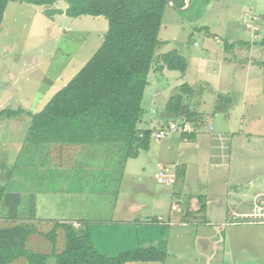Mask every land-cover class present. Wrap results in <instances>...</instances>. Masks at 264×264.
Instances as JSON below:
<instances>
[{
    "label": "rangeland",
    "instance_id": "obj_1",
    "mask_svg": "<svg viewBox=\"0 0 264 264\" xmlns=\"http://www.w3.org/2000/svg\"><path fill=\"white\" fill-rule=\"evenodd\" d=\"M172 1L163 10L153 64L176 50L187 67L184 73L154 67L149 72L137 123L152 132L148 150L124 160L121 136L95 132L70 164L59 163L49 151L55 142L28 139L31 119L21 112L0 119V185L20 196L23 219L44 217L37 222L41 230L63 220L87 231L107 256L147 246L164 254L160 261L126 264H264V222L232 219L228 211L236 208L228 199L218 207L220 219L214 218L207 191L217 170L222 183L241 192L259 190L263 195L254 202L264 199V44L256 43L264 38V0ZM67 7L66 0L7 3L0 24V110L39 111L100 46L108 20L69 16ZM253 14L258 31L245 26ZM182 84L192 90L180 93L181 106L188 104L192 119L202 118L196 141L178 132L157 139L156 131L181 119L165 107ZM228 111L233 118L224 127L220 120ZM210 124L228 136L224 166L215 169L204 143L213 135ZM164 167L176 183L165 185L156 177ZM196 196L203 209H192ZM175 198L179 211L171 210ZM132 201L139 204L133 207ZM1 216L0 211L5 225ZM152 216L163 220L151 222Z\"/></svg>",
    "mask_w": 264,
    "mask_h": 264
},
{
    "label": "trees",
    "instance_id": "obj_2",
    "mask_svg": "<svg viewBox=\"0 0 264 264\" xmlns=\"http://www.w3.org/2000/svg\"><path fill=\"white\" fill-rule=\"evenodd\" d=\"M9 1L39 5L56 0H0V24ZM66 1L68 7L64 12L69 16L88 14L104 16L108 20V29L100 46L39 111L2 109L0 119L26 112L31 119L28 139L55 142L50 145L49 151L59 163L70 164L78 146L89 143L95 132L121 136L124 160L136 158L140 150L149 148L152 136L150 129L137 128L151 68L184 73L187 67L185 58L176 50L160 54L153 64L167 2ZM256 43L264 44V38ZM178 89L168 99L165 108L169 113L181 114L192 120L190 110L184 112V105L181 106L180 94L190 92L192 88L182 84ZM19 203L17 193H9L5 185H0V211L2 220L6 222L0 225V264H13L18 260H25L28 264H47L49 258L54 259V264H126L160 261L164 256L155 246L135 247L107 256L97 250L87 231L77 229L70 222L53 221L47 231L41 230L37 222L20 216L23 209L20 210ZM203 208L200 206V209Z\"/></svg>",
    "mask_w": 264,
    "mask_h": 264
},
{
    "label": "crops",
    "instance_id": "obj_3",
    "mask_svg": "<svg viewBox=\"0 0 264 264\" xmlns=\"http://www.w3.org/2000/svg\"><path fill=\"white\" fill-rule=\"evenodd\" d=\"M218 37H219L218 34L214 35V39L216 40V42L217 43H221V41L218 40ZM152 70L155 71V68L152 69ZM144 92H145V90H144ZM218 100H219V98H218ZM231 100H232L231 98L228 99V103H230ZM230 106L231 105H229V108H228L229 110H230ZM188 109H189V106H188ZM221 109L222 108L215 109V110H217L215 112H220ZM223 118L224 119H222L220 121H221L222 125L225 127V125L230 124V122H231V120L233 118V115L231 113H229V111H228L227 115L225 117H223ZM201 119L200 120H198V119L188 120L186 118V116L181 115V119L179 120V123L184 120L188 124L187 128H189V131H186V132H183V133H179L180 138H183L184 140H186L188 138V139H191L193 141H196V133L200 129ZM241 120H243V119H241ZM138 129H147V128H138ZM211 131H212L213 135L211 137H209V135H208V137H209L208 141L209 142H207L205 140L204 143H205L206 147L208 148L206 151L208 152V154L210 156V159H214L213 161L209 162L208 165L214 167V169H215V168H219L221 166H224L223 165V161L227 157V153L226 152L229 149L228 136L224 132L219 131V130L218 131L215 130V132H214V127L210 124V125H208V132H211ZM230 133H231V131H230ZM183 134H187V135H183ZM74 158H76V156ZM241 168L242 167L239 166V170ZM181 171H182V173H183L182 175L184 177L185 174H186V168L184 167L183 169H181ZM218 172L219 171L214 170V174H211L210 177L208 178V182H210V185L207 188V191H208V193L211 196L209 201H211L212 206H214L212 208V210L209 211L210 214L214 218L220 219L222 211L218 207H220V205H224L225 201L228 199L231 202L234 201L233 202V204H235L234 208H236L235 210L231 209L230 211H228L229 214L230 213H238V214H241V215L242 214H247L248 215L250 213V211H251V208H252L253 204L255 203L254 201L257 200V198H261V196L263 195V192H261L259 190H256V191H253V192H249V193L241 192L236 185H232V186L230 185L229 186L228 182L222 183L221 180L217 179L216 176H217ZM176 181H177V179H176ZM232 181L234 183H236L237 179H234ZM251 181H248L249 185H252ZM181 189H183V188H181ZM221 190H225V192L221 193ZM30 198L32 200H34L33 199L34 195H31ZM197 198H198V196H196V198H192V200H191V207H192L193 210H195L193 208V206H195V205L196 206H200L199 205L200 203H198ZM196 200H197V202L195 204L194 201H196ZM136 204H139V203H137L136 201H132L131 202V205H133V207ZM228 206L229 205H227L226 207H228ZM232 210H234V211L231 212ZM135 211H136V209H134L133 211L131 210V213H134ZM38 215L41 216V214H38ZM132 215L134 216V214H131V216ZM152 217L156 218V216H152ZM38 218L36 217L35 220L33 219L31 221L32 222L33 221L39 222V221H42L44 217L43 218L38 217ZM246 218L251 219L253 222H259V221L264 222V220H261L260 217L247 216ZM152 220H154V219H152ZM43 221H45V220H43ZM54 221H61L62 222L63 220H54ZM152 262H155V261H152ZM134 263H136V262H134ZM13 264H23V260L22 261L18 260V261H16Z\"/></svg>",
    "mask_w": 264,
    "mask_h": 264
},
{
    "label": "built area",
    "instance_id": "obj_4",
    "mask_svg": "<svg viewBox=\"0 0 264 264\" xmlns=\"http://www.w3.org/2000/svg\"><path fill=\"white\" fill-rule=\"evenodd\" d=\"M245 19V18H243ZM259 18L256 15H252L251 18H249L246 22H245V26L247 28L252 29L253 31H258L259 30V26L255 23V21H258ZM256 35L253 36V38H255ZM188 124L183 120L180 123H171L169 122L166 126V129H164L163 127H161L158 131H156L155 133V137L157 139L163 138L165 137L167 134H171V133H183L186 131H189V128H187ZM168 171L167 167H164L163 170H160L156 173V177L165 185H171L174 184L176 182V179L174 177V175H168L166 172ZM179 202L180 199L179 198H175L172 202H171V210H175V211H179ZM247 216H253V217H260L261 220H264V199H261L259 202H255L251 208L250 213L247 214H238V213H233L232 215V219L234 218H246ZM154 220L151 219V222H160L163 220V218L161 216H157L156 218H153ZM261 222V221H259ZM226 223V222H225ZM225 223H222V225H224ZM263 223V222H262Z\"/></svg>",
    "mask_w": 264,
    "mask_h": 264
},
{
    "label": "water",
    "instance_id": "obj_5",
    "mask_svg": "<svg viewBox=\"0 0 264 264\" xmlns=\"http://www.w3.org/2000/svg\"><path fill=\"white\" fill-rule=\"evenodd\" d=\"M166 2H167V4H169V5H171V6H174V4H173V1L172 0H166ZM188 110V105L186 104V105H184V112H186ZM195 202V204H196V202H197V200L196 201H194ZM196 206V205H195ZM193 206V208L195 209V210H198L199 208H200V206Z\"/></svg>",
    "mask_w": 264,
    "mask_h": 264
}]
</instances>
